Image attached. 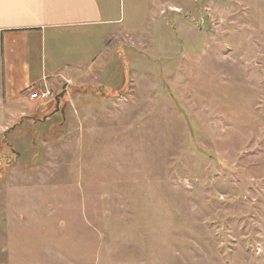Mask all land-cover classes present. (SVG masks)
<instances>
[{
  "label": "rangeland",
  "instance_id": "1",
  "mask_svg": "<svg viewBox=\"0 0 264 264\" xmlns=\"http://www.w3.org/2000/svg\"><path fill=\"white\" fill-rule=\"evenodd\" d=\"M176 3L0 107V264H264V0Z\"/></svg>",
  "mask_w": 264,
  "mask_h": 264
},
{
  "label": "crops",
  "instance_id": "2",
  "mask_svg": "<svg viewBox=\"0 0 264 264\" xmlns=\"http://www.w3.org/2000/svg\"><path fill=\"white\" fill-rule=\"evenodd\" d=\"M122 1L0 0L1 109L24 111L35 88L53 93L91 72L106 74L127 36L143 30L144 15L155 21L168 8L182 11L176 0H131L143 10L126 21Z\"/></svg>",
  "mask_w": 264,
  "mask_h": 264
},
{
  "label": "built area",
  "instance_id": "3",
  "mask_svg": "<svg viewBox=\"0 0 264 264\" xmlns=\"http://www.w3.org/2000/svg\"><path fill=\"white\" fill-rule=\"evenodd\" d=\"M192 1L198 2L199 0H192ZM177 11H181V10H177ZM200 16L201 17L198 20V22L200 25H202L204 20H203V16L202 15H200ZM188 17H190V15H188ZM50 94H51V91L49 89H44V90L40 91V93L36 92V91L32 92L30 96L33 100H42V99H48Z\"/></svg>",
  "mask_w": 264,
  "mask_h": 264
},
{
  "label": "water",
  "instance_id": "4",
  "mask_svg": "<svg viewBox=\"0 0 264 264\" xmlns=\"http://www.w3.org/2000/svg\"><path fill=\"white\" fill-rule=\"evenodd\" d=\"M67 84H64L63 85V87H62V91L59 93V94H57L56 96H55V99H56V108H55V110L51 113V115H53L54 113H56L57 111H59L60 110V100H61V98L65 95V93H66V90H67ZM47 119V117H44L43 118V120H46Z\"/></svg>",
  "mask_w": 264,
  "mask_h": 264
},
{
  "label": "trees",
  "instance_id": "5",
  "mask_svg": "<svg viewBox=\"0 0 264 264\" xmlns=\"http://www.w3.org/2000/svg\"><path fill=\"white\" fill-rule=\"evenodd\" d=\"M93 87V86H92ZM92 87H89V88H92ZM96 90H101L102 89V87H94ZM108 91V93H111L112 91H113V89H108L107 90ZM53 110H54V108H53ZM36 113V112H35ZM45 113V112H44ZM37 114V113H36ZM43 114V113H42ZM39 114H37L36 116H38ZM43 115H45V114H43ZM44 117V116H43ZM28 118H30V117H28ZM33 118H36L37 119V117H33ZM11 147V146H10ZM12 151H14L13 149H12ZM15 152V151H14Z\"/></svg>",
  "mask_w": 264,
  "mask_h": 264
}]
</instances>
